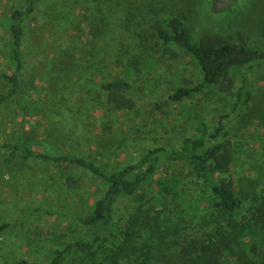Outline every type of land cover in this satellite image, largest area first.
<instances>
[{"label": "rangeland", "instance_id": "1", "mask_svg": "<svg viewBox=\"0 0 264 264\" xmlns=\"http://www.w3.org/2000/svg\"><path fill=\"white\" fill-rule=\"evenodd\" d=\"M23 4V0H0V70H12L7 15ZM176 13L184 17L195 40L205 33H218L264 49V0H41L26 18L27 63L20 88L0 103V224L7 223L0 231V264L20 260L48 264L55 250L94 232L95 227L81 223L78 216L88 214L104 191V185L79 166L19 152L11 155L2 145L5 142H25L44 153L80 155L110 171L135 161L149 147L177 148L183 137L199 133L201 122L210 131L224 116V138L233 156L228 173L242 195L260 191L264 60L230 69L224 83L179 102L170 100L168 94L176 82L193 84L201 78L183 49L163 46L153 34L156 20ZM51 42L53 47L48 46ZM112 77L136 85L133 110L120 112L103 101L100 82ZM243 80L248 95L237 107L236 89ZM227 82L230 87L225 86ZM7 86L0 77V93ZM75 88L80 108L65 107L67 94L74 96ZM128 115L135 118L130 124ZM172 176L182 177L188 195L163 201L157 181ZM48 181L43 189L41 184ZM137 200L146 215L157 217L158 222L159 216H166L161 226L172 224L175 229L160 241L168 257L183 239L199 237L219 221L209 207L208 190L190 177L183 162L165 160L136 195L121 197L114 204L115 228L131 233L118 235L117 244L126 249L119 255L122 262L139 259L131 251L140 247L142 231L148 226L142 218L133 223ZM250 204L242 201L241 212ZM108 246L111 252L112 243Z\"/></svg>", "mask_w": 264, "mask_h": 264}, {"label": "trees", "instance_id": "2", "mask_svg": "<svg viewBox=\"0 0 264 264\" xmlns=\"http://www.w3.org/2000/svg\"><path fill=\"white\" fill-rule=\"evenodd\" d=\"M23 3L21 8H13L6 18L7 51L12 70L10 72L0 70V77L6 80L8 85L6 91L0 93V103L12 98L19 91L20 75L27 63V52L23 47L24 22L37 9L41 0H23ZM152 28L161 45L183 49L201 74L197 83L176 82L168 94L169 99L175 102L202 92L221 81L223 83L228 81V73L234 67L264 60L263 48L232 41L231 38L218 33H205L195 40L184 17L179 13L161 17L152 24ZM51 43H48V46L53 47L54 43ZM161 70L169 77L164 68ZM225 86L230 87L231 83L227 82ZM99 87L103 101L114 110L122 112L134 109L136 85L132 82L112 77L101 80ZM78 94L79 91L72 96L69 92L64 106L67 107L69 104L79 109L80 102L76 100L79 98ZM247 95V84L243 80L236 89L235 105L240 107ZM53 103L61 106L56 100ZM128 117L130 124L135 118L132 115ZM223 117L221 116L217 126L210 131L204 122H201L198 126L199 133L183 137L177 148L149 147L135 161L124 163L110 171L102 169L93 160L80 155L44 153L32 149L25 142L3 143V147L9 149L11 155L19 152L24 157L47 160L60 165L79 166L104 185V191L94 201L91 211L84 216H78L81 223L94 226L95 231L77 237L55 250L48 264H264V182L258 193L245 192L243 196L237 190L228 173L233 156L230 142L224 138L226 132ZM165 160L183 162L190 177L208 190L209 207L218 215L219 221L201 236L183 239L168 257L161 251L160 241L168 234L173 235L170 230L175 229L172 228V224L161 226L166 216L162 218L159 216L161 222H158L157 217L146 215L141 201L137 200L136 211L132 216L133 223L142 218L144 225L148 226L142 231L140 247L136 245L131 251L139 259L135 262L128 260L122 262L119 255L124 254L126 249L117 244L118 235L120 233L130 236L131 233L129 230L115 228L114 204L121 197L136 195ZM49 182H43L42 188L46 189ZM157 189L159 198L163 201L183 199L188 195L180 176L159 179ZM244 200L250 201L251 204L245 207V212H241L240 203ZM5 226L6 222L1 223L0 231ZM155 239L158 240L157 243ZM124 240H128V237ZM109 243H112L111 252ZM114 248L116 249L113 250ZM17 264L42 263L20 260Z\"/></svg>", "mask_w": 264, "mask_h": 264}]
</instances>
